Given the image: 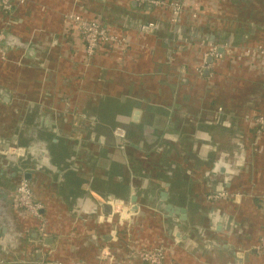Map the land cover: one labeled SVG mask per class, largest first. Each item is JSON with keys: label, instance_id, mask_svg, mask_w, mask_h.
<instances>
[{"label": "crops", "instance_id": "crops-1", "mask_svg": "<svg viewBox=\"0 0 264 264\" xmlns=\"http://www.w3.org/2000/svg\"><path fill=\"white\" fill-rule=\"evenodd\" d=\"M184 7L178 24L192 35L181 38L169 9L134 0H25L18 8L22 22L6 30L0 57V264H40L44 256L95 264L103 245L112 264H145L122 240L125 226L105 240L116 221L98 217L108 215L112 190L134 198L130 232L140 248L163 245L166 264H264L255 250L264 237V133L249 130L264 112V58L246 52L264 46V0ZM71 12L97 18L126 45L104 44L87 57L65 20ZM149 21L154 27L144 31ZM210 45L222 51L198 72ZM72 110L80 139L70 138ZM115 125L127 132L123 151ZM222 132L237 140L223 142ZM8 146L23 147V156ZM21 177L44 206L42 243L34 220L12 208ZM220 189L241 197L205 200ZM167 203L184 208L185 220L169 215Z\"/></svg>", "mask_w": 264, "mask_h": 264}, {"label": "built area", "instance_id": "built-area-1", "mask_svg": "<svg viewBox=\"0 0 264 264\" xmlns=\"http://www.w3.org/2000/svg\"><path fill=\"white\" fill-rule=\"evenodd\" d=\"M140 4H146L149 6H155L160 8H166L170 10V22L175 26L179 23L181 15L183 14V5L178 3V1H167V0H134ZM25 0H0V11L3 12L4 17L1 18L0 26V57L5 58L6 48L4 46V40L6 37V30L9 29L11 24H14L12 16L16 6H21ZM66 16V22L73 24L84 43L85 54L87 57L93 56L98 48L104 44L117 43L121 46H125L126 42L124 38H118L116 35L111 33L104 24L83 17L78 13L71 12ZM195 16V13L192 14ZM154 27V22L149 21L142 25L144 31H148ZM256 51L261 58H264V46L256 45L250 49H246V52ZM219 56V52L216 46L210 45L207 51L203 53L202 63L198 67L201 72L209 68V58H216ZM221 110V108H218ZM73 122L72 131L73 135L70 136L72 139H80L81 135L79 132V120L78 115L75 110L70 112ZM252 122L254 126L255 135L259 136L264 133V115L254 114L252 116ZM112 135L118 139V147L121 151L125 149L128 145L127 134L124 127L121 125H115L112 128ZM16 150L17 154L12 157L23 156V147L18 146H8ZM22 158V157H21ZM241 197V194L230 193L225 189L211 191L205 194V200L208 202H220L224 199H236ZM260 209L264 214V196H259ZM11 204L16 215L22 219H33L35 222V228L41 240L47 236V220L44 216V206L43 203L34 198V193L31 184L27 178L21 177L17 181L12 195ZM106 204L110 206L111 212L105 216H99L98 220H109L114 218L113 224L119 226V228L125 226L126 233L123 240L130 244V255L138 257L145 264H166L165 262V248L163 245H157L152 248H140L138 247V235H133L130 231L133 230V224L135 221L134 215L136 212L130 213L128 205L119 202V199L111 196L109 200H106ZM115 216V217H114ZM113 221V220H110ZM112 223V222H111ZM118 230H112L110 236L111 239H118ZM136 234V233H135ZM43 245V244H42ZM255 250L258 254H264V237H262L258 244L255 246ZM113 253L108 245H103L98 253V261L95 264H112L113 263ZM1 262V261H0ZM40 264H88L82 260H74L71 262H62L58 259H50L46 256L42 257L39 261Z\"/></svg>", "mask_w": 264, "mask_h": 264}, {"label": "water", "instance_id": "water-1", "mask_svg": "<svg viewBox=\"0 0 264 264\" xmlns=\"http://www.w3.org/2000/svg\"><path fill=\"white\" fill-rule=\"evenodd\" d=\"M174 30L178 34V37L179 38H181V36L183 34H186V33L189 34V35H192V32L191 31L190 32L187 31V29L185 27H183V26H181L179 24L175 25ZM196 35H199V32L198 31L196 32ZM207 40H211V36H209V38ZM217 50H218V52H221L222 51L221 48H218ZM209 60H211V58H209ZM40 108L42 109L43 106L41 105ZM134 113H135V117H136V114H138V111H135ZM51 123H52V120L49 119V114H46V120H44V122L42 120V124H44L45 126H49ZM23 176L24 177H28L29 176V173L28 172H25V173H23ZM113 194H115V193H111L110 192L104 198V206H105L104 212L107 213V214H109L111 212V208H110L109 205L106 204V200H109ZM161 198L162 199H167V193L166 192H162ZM119 202L122 203V204L128 205L129 212L130 213L136 212V210H137V204H136V202H135V200H134L133 197H131L130 201L119 200ZM165 209L169 212V215H172L173 213L178 214V216H179L178 217V220L179 221L180 220H185V218H186L185 217V209L182 208V207H174L170 203H167ZM210 212H212L213 214H216V216H217L218 213H220L219 212V209H217V208H211L210 209ZM110 228H112V230H114V229L115 230H118L119 226H117V225L116 226H111ZM215 228L218 229L219 227H215ZM105 238H106L105 240H108V239L110 240L111 239V236L109 234H107V235H105Z\"/></svg>", "mask_w": 264, "mask_h": 264}, {"label": "rangeland", "instance_id": "rangeland-1", "mask_svg": "<svg viewBox=\"0 0 264 264\" xmlns=\"http://www.w3.org/2000/svg\"><path fill=\"white\" fill-rule=\"evenodd\" d=\"M167 1H170V0H167ZM173 1H178V3H180V4H182L183 5V7H184V4L186 5L187 4V1L186 0H173ZM215 2L217 1V0H214ZM20 6H16V8H15V10H14V13H13V16H12V20L11 21H13V23H21L22 22V17H21V15H19L20 13V11L18 10V8H19ZM1 12V15L3 16L4 14H3V12L2 11H0ZM16 12L17 13H19V14H17L16 15ZM22 12V11H21ZM4 17V16H3ZM192 18H197V16H196V13H195V16H192ZM180 20H182V18H180ZM180 22V21H179ZM200 40H202V39H200ZM256 46V45H255ZM246 49H250V47H247ZM254 52H256V51H251L250 53H254ZM8 69H6V71H7ZM196 70L198 71V72H201V70H199V68L197 67L196 68ZM232 84V83H231ZM230 84V85H231ZM229 85V86H230ZM228 88H231V87H228ZM229 97V96H228ZM72 122H73V120H72V117H71V119H70ZM228 133H224V132H222V133H220V137H221V140L223 141V142H227L228 140L229 141H231V138H232V143H233V138H234V140H237V137H235V136H231V138H229L228 139Z\"/></svg>", "mask_w": 264, "mask_h": 264}, {"label": "trees", "instance_id": "trees-1", "mask_svg": "<svg viewBox=\"0 0 264 264\" xmlns=\"http://www.w3.org/2000/svg\"><path fill=\"white\" fill-rule=\"evenodd\" d=\"M98 1H100V0H98ZM101 1H102V0H101ZM184 6H185V5H184ZM184 9H185V7H183V11H184ZM80 15H82V14H80ZM3 16H4V15H3ZM82 16H83V15H82ZM83 17H84V16H83ZM85 18H86V17H85ZM87 19H88V18H87ZM92 19H94V18H92ZM95 20L98 21L97 18H96ZM98 22H100V21H98ZM260 113H264V112H263V111H257V112H256V114H260ZM249 130H250V131L252 130V132L255 133L253 127H252V128L249 127ZM110 192H113V193L117 194V192L114 191V190H112V191H110ZM122 233H123V236H121V238H122V240H123L125 233H124V232H122Z\"/></svg>", "mask_w": 264, "mask_h": 264}, {"label": "flooded vegetation", "instance_id": "flooded-vegetation-1", "mask_svg": "<svg viewBox=\"0 0 264 264\" xmlns=\"http://www.w3.org/2000/svg\"><path fill=\"white\" fill-rule=\"evenodd\" d=\"M44 122V121H43ZM37 124H40L41 125V122L39 121V122H37ZM50 126V125H49ZM22 132H24V131H22ZM27 132V131H26ZM144 132L147 134V133H151V131H150V129H148V128H145V130H144ZM126 134H127V132H126ZM112 196H114V195H112ZM115 197V196H114ZM126 197V196H125ZM115 198H118L119 200H126V201H130V199H129V197H126V198H122V197H118V195H117V197H115Z\"/></svg>", "mask_w": 264, "mask_h": 264}]
</instances>
